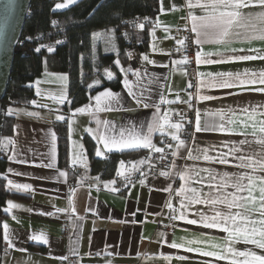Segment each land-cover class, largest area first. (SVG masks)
<instances>
[{
  "label": "crops",
  "instance_id": "obj_1",
  "mask_svg": "<svg viewBox=\"0 0 264 264\" xmlns=\"http://www.w3.org/2000/svg\"><path fill=\"white\" fill-rule=\"evenodd\" d=\"M77 1V0H76ZM58 0L57 3H62ZM177 10L173 11V6ZM161 7L164 11L161 12ZM64 9V8H63ZM61 10V9H56ZM184 0H158V13L147 30V41L143 48V55H147L153 63H142L136 69L123 62L125 70L116 71L113 66L102 68V76L107 79L106 70L121 74V85L118 90L108 86L96 89L89 93L88 99L82 105L64 110V104L69 103L68 76L65 72L51 71L45 66L41 74L32 82L34 96L28 105L7 106L15 111L13 130L10 136H0V140L11 138L13 145H7L8 159L4 170L6 188L10 192L24 196L22 199L7 198V202L19 205L18 208L5 212L2 221L9 227L10 238L13 247H8L4 240V250L0 264H226V261H217L213 257H205L198 252H188L183 248H171L169 245L185 243L191 240L203 241L199 244L186 245L213 250L209 246L212 243H223L226 235L217 229H207L200 224L190 225L183 220L172 219L173 213L167 206L171 200L174 208L180 207V198L175 195V189L180 187L181 181L175 175L176 169L194 165L197 168H211L216 172L237 171L232 164L220 165L208 163L203 160L192 161L187 156L185 149L183 154L172 157L169 166L164 171L173 173L171 177L160 176L152 179L146 170V163L151 156L149 149H135L105 152L104 157L111 153L138 151L142 153L136 157L118 156L115 169L111 176L100 177L91 172L89 160L84 151L83 137L88 134L95 142L94 154L97 148L102 151L103 145H98L87 129L97 130V120H100V129H104V121L108 122L107 134L115 135L121 128L147 130L148 122L152 121L156 113L155 105L161 108V114L167 110L173 122L178 121L175 113L179 105L187 103L191 95L187 90L186 71L180 65H173L178 61L174 49L179 46L177 40L183 39L180 30L187 28ZM159 21V26H156ZM167 27L168 31H165ZM110 28L93 32V52L95 55L116 53L120 41ZM154 31V34H153ZM95 34V35H94ZM195 38V37H194ZM153 45L156 50L153 51ZM226 48L245 49L244 52L229 53ZM248 49L264 50V41H240L234 39L229 45H203L204 52H221L223 55H253L255 52ZM198 46H196V51ZM217 59V56L211 57ZM139 75H134L135 72ZM264 70V60L236 61L220 64H196L197 85L194 94L195 124L194 134L191 140H186L183 130L180 133L187 145L192 147L216 146L217 150L210 154L218 155L219 151L227 152L223 147L224 142H233L243 137L229 135L220 131L195 132L197 112L200 114L202 125L209 128L221 123L219 113L229 109L239 110L248 106L264 105V93L257 91H245L240 88H209L201 87L202 83L210 81L208 76H200L198 73H244ZM67 79H62V77ZM127 78L133 85V91L141 100L137 104L136 99L129 95L122 81ZM98 80H94L92 87L98 86ZM39 82V83H37ZM91 87V88H92ZM248 88L264 87V85H249ZM39 89V94L37 93ZM110 89L119 94V102L112 103L111 111L94 112L95 101L92 99L98 92ZM175 101L170 104H160V96ZM211 95L212 100H198L197 96ZM66 96L64 103H59V98ZM35 101V103H33ZM149 107H144L143 104ZM93 105V109L85 114H75L74 110L85 105ZM26 113H37L30 116ZM58 115L64 116V120H57ZM65 121L68 136L67 160L64 165L58 161L56 124ZM71 121V129L69 127ZM239 130V125H236ZM249 131H251L249 129ZM55 133V141L52 140ZM153 143L157 147L175 150L176 141L171 140L170 135L162 136L159 132L152 133ZM53 143L55 150L53 151ZM172 144V148L167 145ZM5 149L3 145H0ZM79 156L76 163L72 160ZM14 157V159H9ZM145 160L138 165V170L129 174V179L117 175L120 161H124L127 167L132 163ZM231 159V158H230ZM175 161V168L171 167ZM234 163V162H233ZM52 164V167H48ZM67 168H73L71 176L76 182L75 191L70 197H66V182L70 178ZM65 172V176H60ZM143 172L145 175H141ZM97 177L99 179H97ZM144 180V184L140 180ZM11 180L14 184H27L30 190H16L8 185ZM115 180V184L105 187V183ZM171 186L170 193L164 189ZM112 188L118 191H112ZM205 191L208 189L205 188ZM230 191V190H229ZM199 209L207 211L204 205H195L187 213L188 219H199L192 213ZM63 210V211H57ZM49 213L51 215H49ZM141 213L139 220L136 214ZM211 213L209 212V215ZM44 234L48 243L30 239L33 235ZM243 248L244 245H237ZM251 247V246H249ZM168 257V259H165ZM177 257H186L181 260Z\"/></svg>",
  "mask_w": 264,
  "mask_h": 264
},
{
  "label": "snow or ice",
  "instance_id": "obj_2",
  "mask_svg": "<svg viewBox=\"0 0 264 264\" xmlns=\"http://www.w3.org/2000/svg\"><path fill=\"white\" fill-rule=\"evenodd\" d=\"M75 2L76 0H63L62 3L55 4V9L67 8ZM184 8L187 14L183 19L187 21L188 31L194 34L195 38L192 43L198 46V50L195 53L197 65L264 60V50L248 49L247 51L256 53L253 55H223L219 51L214 53L203 51V45L205 44L229 45L234 39L242 42L264 41V0H184ZM172 10H177L175 5ZM163 11L164 9L161 7V12ZM53 23L55 24L56 22L53 21ZM144 26L143 23L137 25L140 29H143ZM156 26H159V21H157ZM165 31H168L167 27ZM187 39L177 40V43L185 50L188 47ZM152 47L153 51H155V45ZM40 50V48H36L37 52ZM47 50L52 52L54 49L48 47ZM180 50L177 49V51ZM225 51L236 53L244 52L245 49L226 48ZM213 56L218 58L212 59L211 57ZM142 59L147 63H153L147 55H143ZM187 63H189L187 56H184L179 61H173V65ZM115 64L119 67L120 61L117 59ZM121 71L124 72L125 70L121 68ZM134 75H139L138 70ZM198 75L212 78L210 81L202 83L201 87L214 89L240 88L245 91L251 90L264 93V87L251 89L247 87L249 85H264V70L259 73L245 70L244 73H198ZM106 76L108 80L114 78L113 73L107 70ZM62 79L66 80L67 77H62ZM96 83L98 84L99 81ZM122 83L129 95L136 99L137 104H140L141 100L137 98L136 93L133 91L134 85L127 78ZM89 87H92V85ZM37 93L39 94V89H37ZM214 98L211 95L196 97L198 100H212ZM92 99L95 101V113L111 111L112 103L119 102V94L113 93L110 89H104ZM65 100L66 96H61L58 102L62 104ZM174 102L165 99L163 95L160 96V104ZM143 106L149 107L146 103ZM155 107L156 113L153 120L148 122L146 131L135 128H121L117 134L108 135V122H103L105 127L101 130L99 126L102 122L97 120L98 127L95 133H93V129H87L90 134H93V138L97 139L98 145H103L104 151L98 147L96 156L104 158L105 152L113 150L123 152L135 149H149L150 152L164 153L165 149L157 147L152 139V133L159 132L162 136L170 135L171 140L176 141L175 150L171 152L172 157L182 156L180 149L183 148L187 152V156L184 157L187 160H203L220 165L231 163L237 171L216 172L211 168H197L194 165L176 169L175 175H178L181 184L174 191L175 195L180 198V207L174 208L171 200L166 204L173 213H179L178 216L173 215L172 219L183 220L190 225L200 224L204 228L217 229L225 233L226 235L222 238L223 243L210 244L209 247L213 250L186 247V245L202 243L203 241L200 240H191L185 243L173 241L169 247L183 248L188 252H198L202 256L213 257L217 261H226V264H264V105L248 106L238 111L234 109H229L227 112L221 111L219 113L221 123L212 128L202 125L200 114L197 112L195 132L212 130L243 137V139L238 141L224 142L223 147L227 148L228 151H219L216 156L210 154L212 151L217 150L214 145L203 148L187 145L180 136L184 125L180 121L173 122L167 110L161 114L159 105H155ZM92 109L93 105H85L75 109L74 115L85 114ZM7 114L13 115L15 111L9 109ZM26 114L30 116L38 115L37 113ZM56 119L64 120V116L58 115ZM236 125H239V130L236 129ZM69 127L71 129V121H69ZM55 139V133H52L53 142ZM0 145H3L5 150H7V145H13V150L15 147L11 138L0 140ZM167 147L172 148L173 146L168 144ZM54 150L55 143H53ZM163 158L161 156V159ZM9 159H14V157H9ZM77 159H79V156L73 159L72 163L75 164ZM144 163L145 160L142 159L127 167L124 161H120L117 175L128 180L129 174L138 170L139 164ZM52 166V164L48 165V167ZM171 167H176L175 161ZM59 175L65 176L66 173L60 172ZM141 175L145 174L141 172ZM172 175L173 173L170 171L160 172V176L163 177H171ZM97 179L99 178L97 177ZM140 183L143 185L144 180H140ZM111 184H115V180L106 182L105 187H109ZM8 185L10 190L11 188L30 190L29 185L14 184L11 180L8 181ZM205 188L208 190L205 191ZM111 190L118 191L116 188ZM164 190L170 193L173 191L170 185ZM73 191L75 190L73 189ZM195 205H204L207 211L196 209L192 214L198 216L199 219H188L187 213ZM18 207L19 205L9 201L5 212ZM209 212L211 213L210 215ZM49 215L51 214L49 213ZM3 238L7 242L8 247L14 246L6 223L3 225ZM30 239L44 244L48 243V238L44 234L33 235ZM237 245H244V247L240 248ZM165 259H168V257H165ZM177 259L184 260L186 257H177ZM205 264H211V262L207 261Z\"/></svg>",
  "mask_w": 264,
  "mask_h": 264
},
{
  "label": "trees",
  "instance_id": "obj_3",
  "mask_svg": "<svg viewBox=\"0 0 264 264\" xmlns=\"http://www.w3.org/2000/svg\"><path fill=\"white\" fill-rule=\"evenodd\" d=\"M58 0H30L29 15L26 16L19 40L15 46L9 80L1 101L0 136H10L13 130L12 115L5 112L7 106L28 105L34 96L32 82L44 66L51 71L65 72L68 76V95L70 103L63 108L74 109L88 99L92 91L108 86L118 90L121 74L116 73L112 80L102 76V68L111 67L112 59L121 53L123 41L120 29L123 21L133 16H147L152 23L158 13V0H77L67 8L56 10ZM103 5V6H101ZM53 21L56 23L54 24ZM113 28L120 41L116 53L95 55L93 52V32ZM131 35L141 41L143 50L147 41V30L131 31ZM59 41V43H58ZM48 47L54 50L48 52ZM36 48H40L39 52ZM125 62L124 59H122ZM94 80L99 85L89 87ZM58 161L64 165L67 160L68 136L65 121L56 124ZM84 151L89 160L92 173L100 177L113 174L116 159L136 157L141 150L111 153L101 158L94 154L95 142L88 135L83 137ZM8 159L7 150L0 147V259L4 250L2 221L7 198L22 199L24 196L10 192L6 188L4 170Z\"/></svg>",
  "mask_w": 264,
  "mask_h": 264
},
{
  "label": "built area",
  "instance_id": "obj_4",
  "mask_svg": "<svg viewBox=\"0 0 264 264\" xmlns=\"http://www.w3.org/2000/svg\"><path fill=\"white\" fill-rule=\"evenodd\" d=\"M27 15H29L28 10L26 12V16ZM140 23H143L145 25L143 29L137 27V25ZM150 26L151 23H149V18L147 16H133L123 21V27H121L119 32L120 37L123 41V47L121 49V53L117 54L111 61V64L116 71H121L123 64L122 59H124L125 62L133 69L139 67V65L142 63L143 50L140 47L141 41L137 38L132 37L131 31L139 32L142 30H148ZM180 34L183 38H188L186 40L188 47L185 50L181 47V45H179L174 49V54L178 61L181 60L184 56H187L189 58V63L180 66H182L186 71V79L188 85L187 90L191 95V99L187 103L178 106L175 116L176 119L184 125V128L182 129L183 136L186 140L189 141L192 139L194 134V124L196 117L194 102V94L197 85L195 62L196 45L192 43L194 34L188 31V28L180 30ZM177 49L181 50L177 51ZM117 59L120 61L119 67L115 64V61ZM189 85H191V87H189ZM177 113H179V115H177ZM161 156H163L164 158L161 159ZM171 158V151L167 149H165L164 153L152 152L146 163V170L148 175L152 179L160 177V172L164 171L169 166ZM66 170L70 178L66 182L65 195L66 197H70L73 189H75V187L77 186V182L71 177L74 173V169L67 168Z\"/></svg>",
  "mask_w": 264,
  "mask_h": 264
},
{
  "label": "water",
  "instance_id": "obj_5",
  "mask_svg": "<svg viewBox=\"0 0 264 264\" xmlns=\"http://www.w3.org/2000/svg\"><path fill=\"white\" fill-rule=\"evenodd\" d=\"M30 0H0V111ZM141 213L136 214L137 220Z\"/></svg>",
  "mask_w": 264,
  "mask_h": 264
},
{
  "label": "rangeland",
  "instance_id": "obj_6",
  "mask_svg": "<svg viewBox=\"0 0 264 264\" xmlns=\"http://www.w3.org/2000/svg\"><path fill=\"white\" fill-rule=\"evenodd\" d=\"M109 30L114 31L113 28H110Z\"/></svg>",
  "mask_w": 264,
  "mask_h": 264
}]
</instances>
